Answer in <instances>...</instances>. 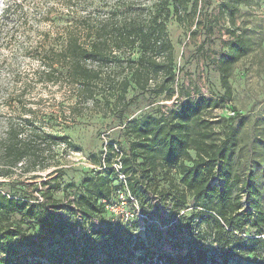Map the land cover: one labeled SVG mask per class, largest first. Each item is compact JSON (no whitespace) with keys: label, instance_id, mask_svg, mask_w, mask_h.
<instances>
[{"label":"trees","instance_id":"obj_1","mask_svg":"<svg viewBox=\"0 0 264 264\" xmlns=\"http://www.w3.org/2000/svg\"><path fill=\"white\" fill-rule=\"evenodd\" d=\"M198 4L199 0H156L150 5L118 0L100 17H71L72 27H65L60 43L54 38L51 44L44 35L33 49L39 62L36 81L64 84L78 100L100 102L120 119L131 104L127 101L130 90L171 100L176 75L166 23L172 13L183 24L196 15ZM226 48L217 70L224 97L230 100L231 73L248 54L251 42L233 35ZM135 50L139 55L133 59ZM220 102L187 95L159 117L128 119L123 128L127 151H121L120 157L124 184L114 185L116 173L111 165L117 154L109 143L104 169L85 178L72 196L55 198L61 185L56 170L42 183L40 198L0 188V264H264V238L260 237L264 235V181L258 179L260 171L264 178V159L245 174L234 167L238 129L229 120L210 117ZM27 117L24 125L10 124L6 129L0 143L5 159L0 177L10 178L18 166H24V172L35 171L53 147L63 146V153L73 148L67 136L36 127ZM159 176L167 188L158 192L163 200L170 199L169 213L177 217L171 233L180 235L184 247L152 253L138 236L137 221L128 218L89 223L124 188L132 198L147 199L149 193L157 192ZM241 192L247 195V208ZM188 198L195 209L184 215ZM24 226L40 229L38 243L28 239ZM246 228L254 234L245 237ZM23 246L37 247L40 253L19 255Z\"/></svg>","mask_w":264,"mask_h":264},{"label":"rangeland","instance_id":"obj_2","mask_svg":"<svg viewBox=\"0 0 264 264\" xmlns=\"http://www.w3.org/2000/svg\"><path fill=\"white\" fill-rule=\"evenodd\" d=\"M135 1L150 5L156 0ZM116 2L118 0H0V143L10 124L24 125L23 120L29 116L36 127L53 135L67 136L73 145L66 153L63 146L53 147L50 155L44 154L46 161L39 160L35 171L24 172V166H18L10 178L0 177V183L3 182L0 188L6 193L40 198L42 183L56 170L61 174V185L55 198L72 196L85 178L104 169L107 144L113 143L120 152L127 151L128 140L123 128L128 119L159 117L184 101L187 95L222 101L211 111L210 117L229 120L238 129L240 143L233 165L240 173L256 169L255 163L264 159V0H199L196 15L187 17L183 24L171 13L166 29L173 45L175 95L167 100L149 92L130 90L127 101L131 104L121 119L118 114L108 113L100 102L78 100L73 90L64 84L36 81L39 62L33 49L44 35H48L49 43H55L54 38L60 43L59 35L65 27L71 26L73 17H100ZM233 35L247 38L251 49L233 68L229 79L232 97L228 100L220 84L217 61L226 52ZM138 55L135 50L132 58ZM96 100L101 101V98ZM4 162L0 144V167ZM114 163L113 160L112 168ZM43 165L47 167L44 170L40 169ZM115 178L114 185L124 184L126 175L117 171ZM258 179L264 181L261 171ZM157 182V192L149 193L144 200L132 198L126 188L122 189L106 205L105 212L94 216L89 223L105 224L116 216L128 218L131 222L137 221L138 236L152 253L175 252L179 245L184 247L180 235L171 233L177 217L169 213L170 199L163 200L158 192L167 188V183L160 176ZM69 184L72 188H64ZM240 196L247 208V195L241 192ZM261 204L264 209V198ZM193 205V199L188 198L181 214L190 213L195 209ZM24 228L28 239L38 243L40 229ZM253 234V229L244 230L245 237ZM37 249L23 246L18 253H40Z\"/></svg>","mask_w":264,"mask_h":264},{"label":"built area","instance_id":"obj_3","mask_svg":"<svg viewBox=\"0 0 264 264\" xmlns=\"http://www.w3.org/2000/svg\"><path fill=\"white\" fill-rule=\"evenodd\" d=\"M115 148V147H114ZM116 152V158L114 160V168H112L114 170V172L116 173L117 171H121V161H120V157H121V152L118 151L117 149H115ZM122 172V171H121Z\"/></svg>","mask_w":264,"mask_h":264}]
</instances>
